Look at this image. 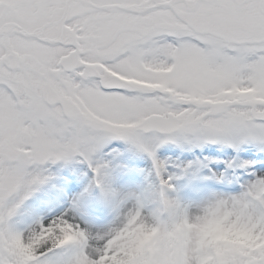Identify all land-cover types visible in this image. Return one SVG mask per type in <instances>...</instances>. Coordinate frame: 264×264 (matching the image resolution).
Masks as SVG:
<instances>
[{
  "label": "snow or ice",
  "instance_id": "6c2138e0",
  "mask_svg": "<svg viewBox=\"0 0 264 264\" xmlns=\"http://www.w3.org/2000/svg\"><path fill=\"white\" fill-rule=\"evenodd\" d=\"M0 264H264V0H0Z\"/></svg>",
  "mask_w": 264,
  "mask_h": 264
}]
</instances>
